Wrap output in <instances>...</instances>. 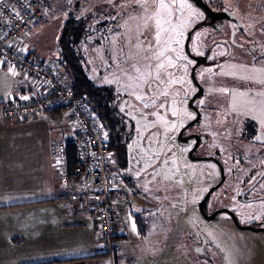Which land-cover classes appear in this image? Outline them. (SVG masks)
I'll use <instances>...</instances> for the list:
<instances>
[{"label":"rangeland","instance_id":"obj_1","mask_svg":"<svg viewBox=\"0 0 264 264\" xmlns=\"http://www.w3.org/2000/svg\"><path fill=\"white\" fill-rule=\"evenodd\" d=\"M49 2L48 19L27 32L40 47V57L44 61L57 59L62 24L70 17L88 15L97 22L104 20L75 49L80 52L82 68L97 86L111 85L122 93L120 109L135 123L130 139L122 145L125 165H112L118 186L125 193L114 200L121 210L124 232L119 251L138 264H256L249 258H253L254 247L264 246L261 232L238 229L223 215L204 219L193 207L195 199L210 184L208 175L216 172V168L210 161L189 158L187 146L178 138L179 129L195 117L187 102L195 91L189 76V54L201 53L220 34L206 26L193 30L203 13L191 0H165L170 5L166 17L170 24L163 25L168 35L162 36V41L167 43L159 47L157 21L162 16L157 15L158 0ZM222 3L228 5L247 30L253 22L264 20V0H223ZM97 7L100 12L95 10ZM235 39L243 43L245 36L236 32ZM149 45L156 51H149L145 58L144 50ZM160 50H165V56L158 60L156 52ZM247 50L233 49L234 57L226 64L230 65L231 77L224 78L225 63L218 64L213 59L216 55L222 58L223 51L211 54L210 65L195 69V77L205 89L204 95L195 100L202 116L192 131L203 132L208 138L207 152L217 147L216 138H229L240 128L221 105L223 97L236 90L233 84L223 85L231 83V78L245 84L264 77L260 67L242 59ZM160 63L165 66L157 76ZM55 68L60 74L65 73ZM255 91L249 89L248 102L242 104L236 101L235 94L229 95L235 111L257 117L258 108L249 102ZM260 112L264 125V110ZM257 124L256 135L264 138V127L259 121ZM140 222L141 228L145 227L144 236L138 233Z\"/></svg>","mask_w":264,"mask_h":264},{"label":"crops","instance_id":"obj_2","mask_svg":"<svg viewBox=\"0 0 264 264\" xmlns=\"http://www.w3.org/2000/svg\"><path fill=\"white\" fill-rule=\"evenodd\" d=\"M27 32L16 45L43 61L40 47ZM46 93L39 80L0 62V264H138L119 251L124 232L118 207V244L111 255L104 254L96 236L95 209L65 210L70 206L68 188L59 180L51 148L73 134L67 109L53 106L24 119L2 112L11 96ZM118 185L113 201L125 195Z\"/></svg>","mask_w":264,"mask_h":264},{"label":"flooded vegetation","instance_id":"obj_3","mask_svg":"<svg viewBox=\"0 0 264 264\" xmlns=\"http://www.w3.org/2000/svg\"><path fill=\"white\" fill-rule=\"evenodd\" d=\"M199 9L203 13V17L195 23L197 27H193V30L200 26H206L213 32L219 33L220 36L211 41V45L203 49L201 53L189 54V76L195 91L190 93L187 102L190 110L195 115L194 118H196L197 113L199 116L192 124L188 123L193 121L194 118H191L179 129V131L182 129V136H189L185 142L180 141L187 146L189 158L212 162L216 172L208 175L207 181L210 184L201 196L195 199L193 207L197 208V211L204 219H212L223 215L222 217L229 219L234 227L238 229L261 232L264 243V138H259L256 135L258 121L264 127L260 121L262 115L260 110H264V77L261 78V81L249 80L245 84H241L231 78L233 83H225L223 85L225 87L228 84H233L236 90L234 93H227L228 95L223 97L225 102L222 101L221 103L225 107V112L230 114L232 120L240 124L236 134L229 136V138H216L219 140L217 147L211 152H207L208 138L205 137L203 132L192 131L194 123L197 124L202 116L195 100L199 96L202 97L204 95L205 89L195 77V69L202 65H210L211 62H208V59H211V54H221L223 51L222 47H224L222 58L216 55L213 59L218 64L220 62L225 63L223 76L224 78L231 77L232 74L228 70L230 65L226 66V64L227 62L229 63V59L234 57L233 49L236 48L240 51L247 48L248 54L243 55L242 59L247 63L252 62L250 63L251 65L260 67L264 75V20L253 22L250 29L247 30L242 21L240 22L233 15L228 5L222 4L215 10L216 12L224 11L223 14L225 15L213 21H209L204 11L201 8ZM236 32L240 33L241 36H245L243 43L235 39ZM258 36H262V38L260 39ZM197 55L203 56L204 61L199 62L195 66L192 77L191 70L196 62L194 57ZM216 69L218 70L219 67H216ZM234 77L239 79V75ZM249 89L257 90L254 92L255 95L252 94L249 100L250 104L258 108L257 117L251 115L250 117L247 114L242 115L243 111H235L234 103L229 102V95L235 94L238 103H247V92H249ZM188 100H191V104H189ZM232 109L234 110L232 111ZM131 121L133 122L132 119ZM134 124L133 122V129L135 130ZM205 243H209L206 238ZM263 248L264 246L262 245L253 248V258H249L250 262L264 264V252L261 251ZM216 253L221 254L217 249Z\"/></svg>","mask_w":264,"mask_h":264},{"label":"built area","instance_id":"obj_4","mask_svg":"<svg viewBox=\"0 0 264 264\" xmlns=\"http://www.w3.org/2000/svg\"><path fill=\"white\" fill-rule=\"evenodd\" d=\"M208 1L211 3L208 5L216 10L217 0ZM48 10V0H0V62L36 78L47 89L46 94L28 97L27 100L20 95L11 96L3 107V114L22 119L58 105L73 116L77 133L68 137L70 139H60L51 148L59 180L68 188L70 206L65 210L83 212L88 208L95 209L96 236L103 251L111 255L118 244V209L109 197L116 185V173L109 167L111 155L107 133L96 121L83 98L71 91L52 64L38 62L16 45L18 38L33 23L46 18ZM69 140L77 150L78 164L72 172L68 170L66 157V144Z\"/></svg>","mask_w":264,"mask_h":264},{"label":"trees","instance_id":"obj_5","mask_svg":"<svg viewBox=\"0 0 264 264\" xmlns=\"http://www.w3.org/2000/svg\"><path fill=\"white\" fill-rule=\"evenodd\" d=\"M205 2L211 5V3L208 0H205ZM222 2L223 0H217L215 2L216 7L218 8L220 5H222L223 4ZM50 6L51 4L49 2V9ZM99 9H100L99 7L95 8L97 12L101 11ZM48 13L44 20H38L35 23H33V25L37 26L40 25L42 22H45L48 19V15H49ZM90 18L91 17H88V15L84 16L83 18L81 16L80 17L74 16L73 18L70 17V20L65 21L62 24V29H61L62 33L59 38V50H58L57 59H54V62L51 63H53L52 65L55 67H58L60 69L61 67H63L66 70L64 74H60V77L64 80L65 84L69 86L71 91H73V93L76 96L83 98V100L88 105L90 112L95 116L96 121L99 123L101 128L107 133V138L109 142L108 146L111 155L109 167L112 171H114L112 168L113 164H119L120 166H122L125 165L126 163V157L124 151L122 150V145H125V143L130 139L132 135L133 122L120 109L119 101H120V96H122V93L115 90L114 87L111 85L97 86L91 80V78L87 76L84 69L82 68L81 55L80 52L75 49V47L77 45L81 46L82 44L81 41L85 40V38H87L91 33H93L94 28L97 25L104 24V20L97 22ZM27 54L31 56V58L37 60L38 62L45 63L44 60H43L44 62L39 60L34 55V53L29 54V52H27ZM53 106H58V105H53ZM32 115L33 114H31V116ZM71 117L73 119L72 115ZM76 133L77 131L75 130V124H74V131L72 136L69 135L66 138L73 137ZM76 152L77 150L75 145L73 144L72 141L69 140L68 143L66 144V157H67L68 170L70 172H72L73 169L78 164ZM118 183H119L118 176L116 174V185L110 192L109 197H111L112 192L114 191ZM135 217L139 218L138 215H136ZM141 224L142 222H140L138 226V233L144 235L145 227L144 229L141 228L142 227ZM116 234H117V230H116ZM116 250L117 248L115 249V251ZM105 253L109 254L108 252L104 251V254Z\"/></svg>","mask_w":264,"mask_h":264},{"label":"snow or ice","instance_id":"obj_6","mask_svg":"<svg viewBox=\"0 0 264 264\" xmlns=\"http://www.w3.org/2000/svg\"><path fill=\"white\" fill-rule=\"evenodd\" d=\"M145 7L147 5L145 4ZM158 8L159 11L157 12V15H161L162 19L157 21V32H156V40H157V46L159 47L161 43H167V41H162V36L168 35V30L163 27L164 24H170V21L166 18L170 9V5L165 2V0H158ZM18 15V13L16 14ZM151 25H146V28H150ZM175 29H173L174 31ZM169 39L171 37L169 36ZM149 51L155 52L156 49L152 48L151 45H149V49L144 50V57L147 58ZM165 56V50H160L159 52H156V58L158 60H161ZM169 64H171V60L168 61ZM164 63H160L157 65V76L160 75V70L164 68ZM12 71V69H10ZM221 91H227V89H222ZM166 95V94H165ZM22 99L27 100L28 97H22ZM137 99H140L138 96ZM145 107H148L146 104Z\"/></svg>","mask_w":264,"mask_h":264},{"label":"water","instance_id":"obj_7","mask_svg":"<svg viewBox=\"0 0 264 264\" xmlns=\"http://www.w3.org/2000/svg\"><path fill=\"white\" fill-rule=\"evenodd\" d=\"M192 2H194V4H196V6H198L199 8H201L206 17L209 19V21H213L214 19L216 18H220L222 17L224 13V11H221V12H216L215 10H213L210 6H208V4L204 1V0H191ZM197 25L194 26V28H196ZM190 34H191V31L188 32V35H187V41L189 40L190 38ZM196 62L194 64V66L192 67V72H191V76L193 77V71H194V68L197 64H199V62H203L204 61V57L201 56V55H197L194 57ZM189 104H191V100L189 101ZM198 113H197V116L196 118H194L193 121L189 122L188 124H192L193 122H195L197 119H198ZM196 136V135H195ZM178 138L179 140L181 141H186L187 138H189V136H182V129L178 132Z\"/></svg>","mask_w":264,"mask_h":264}]
</instances>
